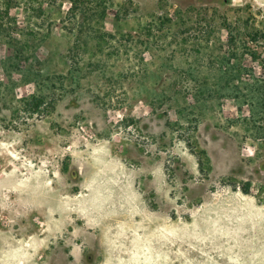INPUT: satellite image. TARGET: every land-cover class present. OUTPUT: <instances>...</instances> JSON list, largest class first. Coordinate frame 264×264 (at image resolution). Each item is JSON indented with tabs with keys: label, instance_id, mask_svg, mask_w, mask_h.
<instances>
[{
	"label": "rangeland",
	"instance_id": "obj_1",
	"mask_svg": "<svg viewBox=\"0 0 264 264\" xmlns=\"http://www.w3.org/2000/svg\"><path fill=\"white\" fill-rule=\"evenodd\" d=\"M264 0H0V264H264Z\"/></svg>",
	"mask_w": 264,
	"mask_h": 264
},
{
	"label": "trees",
	"instance_id": "obj_2",
	"mask_svg": "<svg viewBox=\"0 0 264 264\" xmlns=\"http://www.w3.org/2000/svg\"><path fill=\"white\" fill-rule=\"evenodd\" d=\"M260 40L264 41V29L256 30V32L252 36L253 42H259Z\"/></svg>",
	"mask_w": 264,
	"mask_h": 264
}]
</instances>
